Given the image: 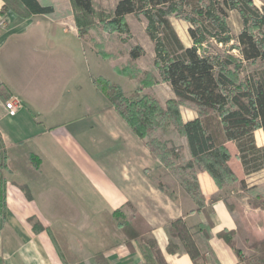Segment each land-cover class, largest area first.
Listing matches in <instances>:
<instances>
[{
  "label": "crops",
  "instance_id": "obj_1",
  "mask_svg": "<svg viewBox=\"0 0 264 264\" xmlns=\"http://www.w3.org/2000/svg\"><path fill=\"white\" fill-rule=\"evenodd\" d=\"M3 6L0 0V137L7 151L5 182L0 178V264H195L181 239L171 235L177 219L194 233L199 264H245L219 234L234 232L237 249L252 253L247 240L264 238V211L252 209L236 185L231 195L239 198L229 202L231 212L202 171L197 177L206 206L198 210L95 86L96 78L112 80L96 72V55L103 56L79 37L70 8L59 18L22 19L14 12L2 15ZM107 59L115 65L116 56ZM117 74L134 84L127 92L112 82L130 95L134 81ZM146 92L153 94L151 88ZM12 98L23 103L14 117L5 108ZM181 115L184 122L197 118L187 108ZM168 130L166 138L189 159L185 137L175 132V141ZM258 134L264 132L255 133L264 147ZM227 147L236 177L264 193V170L246 176L236 144ZM209 219L212 228L202 230ZM126 220L144 232V240L122 229ZM150 239L160 255L147 244Z\"/></svg>",
  "mask_w": 264,
  "mask_h": 264
},
{
  "label": "trees",
  "instance_id": "obj_2",
  "mask_svg": "<svg viewBox=\"0 0 264 264\" xmlns=\"http://www.w3.org/2000/svg\"><path fill=\"white\" fill-rule=\"evenodd\" d=\"M3 1L2 15L14 12L22 19H30L40 15L59 18L58 14L63 13L49 0ZM70 4L68 14L74 16L79 37L84 38L91 29V19L99 11L93 0H70ZM63 14L66 16V12ZM129 16L146 20L147 35L154 44L156 73H144L141 77L142 71L129 72L131 66H116L117 73L137 83L135 90L126 95L119 85L102 77L94 79L97 89L105 93L153 157L173 173L198 210L206 206L197 177L202 171L212 177L221 191L238 185L247 193L251 208L264 211V193L256 186L249 188L245 180L236 177L229 166L231 153L227 147L229 142L236 144L237 158L246 176L264 170V147H259L255 138L256 131L264 132V6L257 7L255 0H118L109 18H101L105 21L104 30L129 34ZM172 18L188 24L189 46L180 38ZM100 54L108 58L107 53ZM144 55L141 45L130 51L132 61ZM159 83L170 85L175 97L165 106L146 92ZM183 104L196 109V119L183 121L180 111ZM169 127L185 137L189 159L181 155L178 143L166 138ZM257 140L264 142V137L258 134ZM6 171L7 151L0 137L3 182ZM5 194L3 187V207ZM223 199L234 212L228 199ZM120 225L131 237L145 236L127 220ZM205 228H212L210 219L202 230ZM170 230L172 236L181 239L193 262L199 264L202 255L192 229L177 219ZM219 237L235 250L241 262L264 264V238L250 243L247 240L252 253L246 255L237 249L234 232L224 231ZM147 244L153 253L160 255L153 240H147Z\"/></svg>",
  "mask_w": 264,
  "mask_h": 264
},
{
  "label": "rangeland",
  "instance_id": "obj_3",
  "mask_svg": "<svg viewBox=\"0 0 264 264\" xmlns=\"http://www.w3.org/2000/svg\"><path fill=\"white\" fill-rule=\"evenodd\" d=\"M42 1H46V0H42ZM49 1L54 2L55 0H49ZM93 1L96 10L99 11V14L91 19L92 21L91 29L89 31V34L85 36L90 46L94 47L97 53L106 52L108 55L111 54L112 57L116 56L115 65H118V67L131 66L130 68L131 71L129 70L131 74H133L134 71L139 70L143 72L140 74L141 77L145 76V74L149 72H152L150 74L154 75L156 73V69L153 66L154 55H155L154 44L151 42V40L147 35L146 20L143 17L129 16L127 17V21L130 26L129 34L118 33V32H114V33L107 32L104 30L103 23H105V21H102L101 18L103 19L109 18L118 0H93ZM54 3L58 8V11L62 12L64 11V9H68V8H70L71 10L70 0H60L58 2L55 1ZM255 4L259 8L263 7L264 0H255ZM63 13H65V11ZM58 16L61 17L60 14H58ZM70 16L73 17L74 19V16L72 15ZM172 21L182 41L189 46L191 44V41L188 35V24L177 18H172ZM74 41H76V38H74ZM108 45L109 47H111V52L107 50ZM136 45H141L145 49V55L139 58L138 60L132 61L130 59V51ZM65 48L70 49L71 47L65 46ZM70 52L74 56L73 49ZM115 65L110 64L109 59L103 57L100 58L96 55L95 65H94L96 72L97 73L101 72L105 74L107 78L112 80V82H117L123 87L124 90L128 92L131 89L133 83L131 84V82L126 81L124 78L120 77L117 74V72L114 70ZM72 68L73 67L69 68V71H72ZM134 83L137 87V83L135 81ZM133 88H134V84H133ZM151 91L153 92L152 95L158 98L160 102L163 104V106L166 105V102L168 100L175 98L172 95V90L170 89V86L168 84L159 83L154 87H152ZM182 108L193 110L197 114L196 109L192 106H189L188 104L181 105L180 111ZM80 114L81 115L79 116H83L82 112ZM168 131H169L168 137H173L175 141H178L177 140L178 135L175 133V130L170 128V130ZM232 188H233L232 185L227 186L223 191H221L222 193L221 196L227 198L228 202L230 203H231V199L233 201H237L236 199L239 198V197H235L236 199L233 198V196L231 195Z\"/></svg>",
  "mask_w": 264,
  "mask_h": 264
},
{
  "label": "built area",
  "instance_id": "obj_4",
  "mask_svg": "<svg viewBox=\"0 0 264 264\" xmlns=\"http://www.w3.org/2000/svg\"><path fill=\"white\" fill-rule=\"evenodd\" d=\"M23 107V103L18 98H12L5 104V108L10 116H16L21 108Z\"/></svg>",
  "mask_w": 264,
  "mask_h": 264
}]
</instances>
